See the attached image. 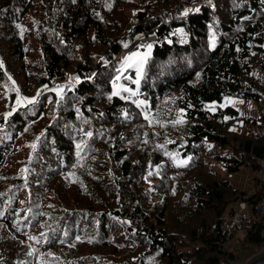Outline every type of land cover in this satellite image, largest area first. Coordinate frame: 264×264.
<instances>
[{
    "label": "trees",
    "instance_id": "trees-1",
    "mask_svg": "<svg viewBox=\"0 0 264 264\" xmlns=\"http://www.w3.org/2000/svg\"><path fill=\"white\" fill-rule=\"evenodd\" d=\"M141 33L157 43L123 69ZM227 96L264 99V0H0V264L264 254V218L224 241L264 159V114L240 128L235 106L206 107Z\"/></svg>",
    "mask_w": 264,
    "mask_h": 264
},
{
    "label": "built area",
    "instance_id": "built-area-1",
    "mask_svg": "<svg viewBox=\"0 0 264 264\" xmlns=\"http://www.w3.org/2000/svg\"><path fill=\"white\" fill-rule=\"evenodd\" d=\"M135 39L140 43L131 47L128 51L122 52L119 57L128 55L134 51H143L142 43H145L151 47H154L157 43V37L154 35L137 34ZM263 165V171L260 177V187H262V193L254 199H241L235 205L234 210L226 215L222 220V230L224 232V241L226 246H232L236 243V238L246 234L245 225L251 220H260L264 218V159L261 160ZM235 173L234 180L237 176ZM233 181V180H232ZM255 191V189H254ZM253 192L249 193L252 195ZM264 250V245L257 248V253H261Z\"/></svg>",
    "mask_w": 264,
    "mask_h": 264
},
{
    "label": "rangeland",
    "instance_id": "rangeland-1",
    "mask_svg": "<svg viewBox=\"0 0 264 264\" xmlns=\"http://www.w3.org/2000/svg\"><path fill=\"white\" fill-rule=\"evenodd\" d=\"M149 49L143 50L141 52L134 51L131 53L130 57L128 58L127 65H124L122 68L127 67L131 65V67L138 68L144 58L143 56H146L148 54ZM218 105L224 107L226 105H233L239 110V122L240 125H238L240 128H246L248 126L255 127V129H259L262 126L261 120H257V118L264 114V99L260 101H253V100H244L243 98H237L233 96H227L222 101H215V102H208L206 103V107L209 109H214ZM245 117H253L256 118L257 122L254 123L253 120L246 121ZM24 144L23 141L19 142V146H21L20 150H22V145ZM15 153V152H14ZM22 155L19 154H11L7 156V165L12 166V168H17L16 166V159H22ZM235 174L230 175V179L233 180L232 183L238 187L241 190H245L248 193H251L254 191V186L252 182L253 175L251 174V171L247 168H243L238 171L237 176L234 180ZM222 227V226H221ZM252 261V260H251ZM250 263V262H249ZM248 263V264H249Z\"/></svg>",
    "mask_w": 264,
    "mask_h": 264
},
{
    "label": "water",
    "instance_id": "water-1",
    "mask_svg": "<svg viewBox=\"0 0 264 264\" xmlns=\"http://www.w3.org/2000/svg\"><path fill=\"white\" fill-rule=\"evenodd\" d=\"M264 262V254L256 257L255 259H253L252 261H250L249 264H261Z\"/></svg>",
    "mask_w": 264,
    "mask_h": 264
},
{
    "label": "snow or ice",
    "instance_id": "snow-or-ice-1",
    "mask_svg": "<svg viewBox=\"0 0 264 264\" xmlns=\"http://www.w3.org/2000/svg\"><path fill=\"white\" fill-rule=\"evenodd\" d=\"M31 102H33V101H29V103H31ZM88 135H91V133H89Z\"/></svg>",
    "mask_w": 264,
    "mask_h": 264
},
{
    "label": "bare ground",
    "instance_id": "bare-ground-1",
    "mask_svg": "<svg viewBox=\"0 0 264 264\" xmlns=\"http://www.w3.org/2000/svg\"><path fill=\"white\" fill-rule=\"evenodd\" d=\"M205 4V3H204ZM26 37V36H25ZM35 45V44H34ZM67 82V81H66ZM30 236V235H29Z\"/></svg>",
    "mask_w": 264,
    "mask_h": 264
}]
</instances>
